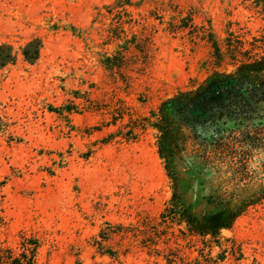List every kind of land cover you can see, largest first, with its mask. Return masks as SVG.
I'll use <instances>...</instances> for the list:
<instances>
[{
    "label": "rangeland",
    "instance_id": "obj_1",
    "mask_svg": "<svg viewBox=\"0 0 264 264\" xmlns=\"http://www.w3.org/2000/svg\"><path fill=\"white\" fill-rule=\"evenodd\" d=\"M263 57L264 0H0V247L37 241L39 264H264V198L221 231L240 261L160 217L174 196L201 217L210 196L255 193L264 153L240 171L235 138L264 115L200 125L171 104L260 84L247 66Z\"/></svg>",
    "mask_w": 264,
    "mask_h": 264
},
{
    "label": "trees",
    "instance_id": "obj_2",
    "mask_svg": "<svg viewBox=\"0 0 264 264\" xmlns=\"http://www.w3.org/2000/svg\"><path fill=\"white\" fill-rule=\"evenodd\" d=\"M247 67L250 72L257 75L264 73V57L248 64ZM235 93L237 95L232 100L231 95ZM258 100H264V80L258 84L251 78L241 80L230 78L229 80L213 83L209 89L200 93L192 102H173L171 105L175 110L180 111L187 121L192 120L200 125L206 123L215 125L216 117L220 115H225L229 119L242 117L250 120L263 116L264 111L261 112V110L264 108L258 104ZM230 105H234V107L230 108ZM261 121V124L254 130L247 134H242L239 137L240 139L235 138V142L240 143V150L235 152V157L240 158L241 161L240 167H238L240 171L248 172L246 169H248L249 159L256 154L264 153V121ZM156 127L159 129L160 126ZM212 135H215L221 141L223 139L219 136V131L212 133ZM160 154L165 160H168L162 145H160ZM237 174L239 172H236ZM255 178L258 180H255ZM243 179H245L243 176L238 178L240 181ZM249 180L251 187L255 189V193L242 200L238 205H234L235 207H232L233 196L227 192H221L217 196H210L208 199L210 205L215 206L216 210L207 211L201 217H197L189 213L185 204L174 196L168 202L160 217L164 222L168 220L185 222L189 232L199 233L204 239L209 236L212 244L221 248V255L217 258L219 262H223L230 253L235 256V260L240 261L243 258L240 246L235 240L222 237L221 231L231 228L236 218L242 214L248 204L264 198V178L254 176L249 178ZM37 248V241L30 244L23 242L20 247L22 250L19 254L12 248L0 247V264H39L36 258ZM164 258L167 264H174L175 262L173 256L168 255Z\"/></svg>",
    "mask_w": 264,
    "mask_h": 264
}]
</instances>
